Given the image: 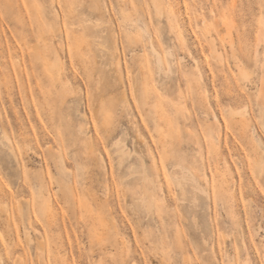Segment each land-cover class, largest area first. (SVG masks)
Masks as SVG:
<instances>
[{
	"label": "rangeland",
	"instance_id": "rangeland-1",
	"mask_svg": "<svg viewBox=\"0 0 264 264\" xmlns=\"http://www.w3.org/2000/svg\"><path fill=\"white\" fill-rule=\"evenodd\" d=\"M263 36L264 0H0V264H264Z\"/></svg>",
	"mask_w": 264,
	"mask_h": 264
},
{
	"label": "bare ground",
	"instance_id": "bare-ground-1",
	"mask_svg": "<svg viewBox=\"0 0 264 264\" xmlns=\"http://www.w3.org/2000/svg\"><path fill=\"white\" fill-rule=\"evenodd\" d=\"M154 1H155L156 3L158 2V0H154ZM263 37H264V36H263ZM263 37H262V40L264 39ZM262 40H261V41H262ZM263 42H264V41H263ZM212 48L215 49L214 47H212ZM213 51H214V50H213ZM215 52H216V51H215ZM215 52H214V53H215ZM217 54H218V53H217ZM140 138H141V137H140ZM155 166H157V165H155ZM176 182H177V181H176ZM176 186H177V184H176ZM178 186H179V183H178ZM180 186H182V185L180 184ZM147 189H148V188H147ZM182 189H183V188H182ZM144 192H145V191H144ZM146 194H147V191H146V193L144 194V196H147V197H148V194H147V195H146ZM144 199H145V198H144ZM146 201H147V200H146ZM148 201H149V200H148ZM148 201L145 202V203H146V204L149 203ZM148 206H149V204H148ZM20 207L22 208V206H20ZM21 208H20V210H21ZM244 264H245V263H244ZM246 264H247V262H246Z\"/></svg>",
	"mask_w": 264,
	"mask_h": 264
}]
</instances>
